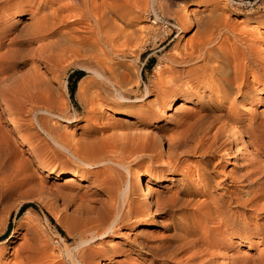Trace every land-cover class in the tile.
<instances>
[{
	"label": "rangeland",
	"instance_id": "1",
	"mask_svg": "<svg viewBox=\"0 0 264 264\" xmlns=\"http://www.w3.org/2000/svg\"><path fill=\"white\" fill-rule=\"evenodd\" d=\"M142 2H144V0H142ZM150 3V0H148L146 6L148 8H146L148 10L147 14L144 13L145 11L138 14V16H142L141 18L121 19L117 16H111L114 26L117 29L120 27L125 33H130L132 31L141 32L147 25L155 27L156 25L151 24L150 21L151 19H155ZM159 3L160 6L156 8V14L159 13L157 16L162 20L158 25H164L167 27V35L164 36L165 38L160 30V33L155 40L139 43L136 46L131 43L133 45L128 44V46L124 47L125 44L122 42L123 40H118L117 42H114V50L116 51V49L119 50L121 48L126 52L128 51L126 53L127 55L125 54L122 56L106 53L103 56L102 54H99L101 56L97 57V51L93 50V52L96 53H91L92 50L86 48L88 49L86 51V49L83 48V53L78 55V57L67 55V57L64 56L63 58L60 56L58 50L59 47H56L57 51L56 49L54 50V48H51L50 44L55 41L54 37H46L41 40L34 39L32 36L30 37L31 34L28 27H31L37 17L43 15L42 13L45 14L51 10V7L54 5L56 6L55 1L53 0H48L47 2H42L40 0H22L21 4L24 5L22 9L24 13H22V15L15 13L12 9L0 14L1 17L4 16V19L0 22V30L7 25L13 26L10 35L6 39L0 40V43L2 44L0 46V55L5 51V54L4 52L2 54L4 55V58H6H3L4 62L7 61L11 65L10 69L5 74H0V148H5V154L3 156L4 165L3 163L0 164V174L3 179V176L6 175L4 179L5 182L0 177L2 180H0V264H13V261H16L15 263H17L18 258L16 256L19 257L21 255L23 257L28 256L30 262H32L31 264H41L43 263L42 261H44L42 255L44 247H49L48 249H52L53 253H58L60 237L66 240L65 242L67 244L72 246L73 242L76 241V235L68 236L67 229H71L70 227H72L75 222L81 219L84 220L85 217H87L88 214L82 213L84 207H94L96 209L97 205L99 207V205L103 203L102 201H105L106 199L103 191L100 190V186L95 185L97 183L96 179L100 180V177L102 178L101 175L105 173L104 168H95L91 173H85L82 168H78L71 161L69 162V159L64 152L59 148L56 149L46 134L39 129V123L41 125L45 124L44 128L51 127V129H53L54 127L57 129L59 142L64 147H72L73 149L74 143L93 142L99 139L111 144L126 145V147H119V149L116 150L111 148V150L113 156L116 155L115 158L127 166L126 169L128 173H124V175L130 184L134 181L136 175L135 172L141 173L145 179H147L148 171L150 169L161 172L160 177L166 175L167 171H165L164 168L171 165L174 160L178 159L176 162V168L178 170H175V175L171 182L154 183L155 190L152 199L154 202H157V199L159 198L158 201H160V205L157 209L153 210L149 207L146 208L144 212L138 214V216L136 215V217H132V222H130L128 226L121 228L118 235H111L102 240H97L91 243L92 248L90 249L95 250L96 247L105 248L117 243L124 245L123 240L126 239V237L129 240L135 241L136 247L130 251H126L122 255L114 256L112 261L101 259L98 264L223 263L225 259L223 256L225 252L224 247L227 241L224 239L213 240L207 238L210 235L211 230L217 227L216 224L219 225L220 222H223V220L220 221V216L215 214L214 209L211 207V202L216 201L222 191L214 190L212 187L220 183L221 180L227 181L231 175L238 173L240 167H243L250 157L252 161H255L253 164L255 163L258 165L257 167L264 163V154L256 155L255 151L259 143H263L264 145V135L261 137H255L256 131L259 130V132H264V123H261L262 125L260 123H255L257 118L264 121V80L256 83L252 81L250 76L248 77V89L251 90H243L249 94L247 99H245L247 94L239 96L233 89L220 90L219 85L221 80L218 76H214L211 80L217 96H212L210 93L211 91L206 89V86L202 87L199 84L195 85L197 89L202 91L201 94L205 102L211 103V99L213 100L212 104L215 105L213 108L216 110L213 113L215 116L219 115L221 110L227 111L228 109L229 111L233 109L232 112L239 113L240 117L236 118L237 123L231 120L228 121L225 118H222L221 121H224L226 130L236 127L238 131L242 133L246 147L243 150L236 152L233 134L231 135L230 133L231 138L229 140L223 136V140L221 139L220 141L215 142L214 147L218 149L216 150L217 153H213L214 155L208 156L204 154L203 156L199 152H195L193 155L192 153H187V149H191L195 145L194 143L196 140L201 138L203 134L200 132V128L194 127V133L189 135L190 138H187L188 141H186L187 139L185 140L182 138L184 136L182 131L186 132L188 130L186 129L188 128V125L186 124L187 122L183 120L185 119V114L175 116L173 112L182 97H173L169 99L174 91L171 88V79L174 77V73L172 72L181 68L176 67L174 68L175 70L170 71L173 64L170 63L168 57L171 54L173 55L180 52L182 47H187L192 40H194V33L198 30L197 23L205 21L211 23L213 22L210 21L212 18L214 21L218 18H220L218 19L219 21H223V18L226 19L234 26V35L241 32L249 34L247 31H249L253 19L258 18L261 23H264V0H161ZM177 5L180 9L179 16L196 24H191L186 30L183 27L180 28V26L174 25L175 21L172 17H174L173 14H175L174 10H177ZM32 14L35 15V17ZM203 15L205 16V20H203ZM215 22H217V20ZM62 30L64 31L65 29L59 28L57 31L60 33ZM200 31H203V29L200 28ZM15 33H18L19 36L17 35V37H15ZM23 33L24 35H22ZM26 34H29V36ZM8 40L11 43H8ZM256 40L258 39L255 38L254 40V38H250L249 43H253ZM234 42L235 40L231 34L224 35V33H220L219 38L215 41L214 47L225 50L227 47L234 44ZM48 43L50 46H48ZM118 46L120 47L117 48ZM44 47L46 48L44 49ZM49 47L50 50L48 49ZM256 49L257 50L254 51V53H257H255V56L258 55L257 57H261L260 59L263 61L261 62V66L264 70V33L261 34V45ZM44 51L48 52L43 53ZM40 53L45 54V56L50 53L53 54L54 57L50 61H44L38 56ZM90 54L91 58H89ZM94 54L98 59L94 58ZM86 56L88 57L86 58ZM232 63L234 64V61L231 62V65ZM202 64L203 61L196 62L190 66L199 67ZM86 67L99 71L102 69L109 74L110 71H114L113 69L121 70V74L125 75L124 78L123 76H120L121 78L117 79L118 83L116 84V88L122 93L125 99H117L114 91L115 89L105 82L102 83L100 79L96 78L91 73H87ZM46 69L52 70L53 73L47 74ZM78 70L84 72V76L81 78L83 81L81 86L82 88H85L83 90H90L86 93V96L89 95L88 99L87 97L78 98L77 90L81 79L75 85L73 98H70L68 76L72 72ZM108 73H106V75ZM260 73H262V71H260ZM126 75L128 76L126 77ZM32 77H36L37 79L34 78V80ZM4 78H6V80ZM19 79L21 80L19 81ZM37 80L40 81V83L36 84ZM34 81L35 85L33 84ZM44 81H46V83ZM164 81L165 83L167 82V85ZM18 83L19 87L23 86L26 88L23 96L13 93L12 90H7V88L18 85ZM29 83L33 84H30V87L34 90L28 86ZM39 84H41L40 86L42 89L39 88ZM122 84L126 85L122 86ZM35 87L37 88L35 89ZM146 87L150 90L148 95H145ZM37 93L40 94L37 96ZM33 94L35 96H33ZM142 95L143 101L137 102L136 98ZM168 99L170 100V103L169 108L167 109L164 102ZM216 99L217 101H224L223 105L225 109L215 102ZM20 100L23 102L21 103ZM30 101H32V103H29ZM149 105L154 106L152 109H155L156 107L157 109L159 108V114L161 116H157L158 118H156V122L149 120V117L144 113ZM29 107H34L36 109L35 112L32 114L28 112ZM196 110L197 106L192 104L188 105L189 113H194ZM117 113H124L125 115H130V117L123 118V115H118ZM103 115L112 116L108 117V119H103L105 118ZM173 117L176 119L177 117H181V120L176 121ZM11 119L18 120V125H13ZM118 120L127 121V124L118 125ZM218 126L219 124L213 125L208 133L209 135H206L207 138L215 132ZM6 129L11 131V136H4V131ZM95 129L97 130L96 132L94 131ZM227 133L228 132L224 134ZM179 134H181L180 137L185 142L180 140L176 141L178 143L180 142L179 144H176L175 141L170 145L166 143L167 139L173 140L177 137L180 138ZM136 136H139V138L144 136L145 138V149L143 151L139 150L138 143L140 144V139ZM9 138H12L14 141ZM205 138L206 137H204V139ZM190 139H193L191 140V142L193 141L192 143L189 141ZM254 139H256V142ZM79 140L81 142H79ZM200 140L202 141V138L198 139L199 142H196L198 146L201 145L200 143H205ZM223 141H225V146L224 148H221V143ZM230 141L232 143H230ZM208 142H211V140ZM182 143H184V145ZM178 145L179 147L183 145L182 148L185 147L183 148L184 150L178 148ZM204 147V149H206V146ZM10 150L11 152L9 154ZM180 152L182 154H180ZM224 153H227L226 156H224ZM157 154L158 156H156ZM168 154L169 156H172L169 158ZM164 155L167 156L165 157ZM256 156H258L259 159ZM21 160L27 163L22 162ZM168 160H171V163ZM209 161L210 164L208 165L207 163ZM23 163H25V165ZM21 164L24 165V169ZM38 164L43 166L45 170L38 168ZM255 164L254 167H256ZM8 165L10 169L8 168ZM204 168L207 169L205 170ZM52 170L76 171L81 176L78 177L74 184L72 183L69 185V183L66 184L67 182L64 181L65 179L52 178L50 176V171ZM204 171L211 172L214 176L213 179L217 183H215L214 180H211L210 182L204 181L200 176ZM36 175H39L37 177L38 180H42V183L44 184H42L44 186L43 189H38L39 185L34 183L37 182ZM260 181L255 182L248 187L239 185L237 188H229L228 191L234 192L235 190L237 195L239 194L241 197H246L248 192L250 194L251 191H253L252 189L261 186L262 183ZM33 183L35 184L34 186H36V189L33 187ZM180 184L185 185L186 191H191L199 195H194L189 198L187 196H180L179 201L175 204L172 211L164 212L165 208L161 205L165 204L167 198L175 191L176 186H179ZM28 186H30L31 189H28ZM2 189H4V191ZM13 189H17L18 191H14ZM25 191L26 194L24 193ZM44 192H47V194ZM52 192L53 194L51 195L50 193ZM135 196L136 195H132L131 198L134 203H137L138 198ZM210 196H214V200L213 197L211 198ZM92 197L93 200H91ZM206 197H208L209 200L211 199L210 203H206ZM205 206H207V208H205ZM21 208H24V211L19 214ZM199 208H201L200 210L202 212L199 210L200 214L198 215L196 209L198 210ZM250 215L252 217V213ZM91 216L92 215L90 214L89 217ZM145 216H154L156 218V225L151 227L136 226L135 223L138 221L137 219H141ZM257 223L260 224V221H256V224ZM9 224L10 229L9 232L6 233ZM189 228H193L192 232H190ZM9 237H11L10 240H8ZM141 237L147 241L144 243V248L138 244L141 243ZM227 237L228 234L224 236V238ZM37 238L38 240H41L36 242ZM205 238H207V240ZM25 239H29L31 242H29V240L26 241ZM163 239H168V241L163 244L162 248L156 249L154 253L149 252L147 248L148 246L154 247L162 245L161 241ZM233 239L235 240V238ZM24 240L26 241V244L28 243L27 246ZM32 243L34 245H32ZM20 245L22 248L25 247L23 251L14 252V250H16L15 248L21 247ZM31 245L33 247H31ZM246 246L247 245H242V248L237 252L236 257H247L250 259L251 264L257 262L259 258H264V241L262 244L255 242L254 246L250 249L246 248ZM242 249L244 251H242ZM207 252L209 253L207 254ZM211 254L213 257L212 260ZM14 257L17 260H15Z\"/></svg>",
	"mask_w": 264,
	"mask_h": 264
},
{
	"label": "bare ground",
	"instance_id": "2",
	"mask_svg": "<svg viewBox=\"0 0 264 264\" xmlns=\"http://www.w3.org/2000/svg\"><path fill=\"white\" fill-rule=\"evenodd\" d=\"M21 1L22 0H0V14L3 12H6L7 10L12 9L15 11V13L22 15V13H24L22 10L24 5L21 4ZM40 1L47 2L48 0H40ZM53 1H55L56 6L54 5L55 7L54 6L51 7V10H49L45 14L42 13L43 15H41L40 17H37V19L35 18L36 21L34 22L35 19L33 20L34 24L31 25L32 28L31 27H28V28L30 29V34H31L30 37L32 36L34 39L41 40V39H44L46 37H54L55 41H53V43L50 44L51 48H54V50H55L56 47H59L58 50L60 52V56H62L63 58H64V56L67 57V55L73 56V57L74 56L78 57V55H81L83 53V51H82L83 48H85V49L88 48V49L92 50L91 53H96V52H93V50L97 51L98 52L97 57L101 56L99 54H102V56H103L106 53H112L114 55L117 54V56H120V55L122 56V55H125L128 51L126 52L124 49L122 50L121 48L119 50L116 49V51L114 50V48H115L114 42H117L118 40H123L122 42L125 44L124 47L128 46V44H130V45L134 44L136 46L139 43H145V42H148L150 40H155L157 35H159L160 30L163 33V37L167 35V30H166L167 27L164 25H162V26L158 25L159 23H161L162 20L160 17L157 16L159 13L156 14V10H157L156 8L160 6L159 2L161 0H150L151 9H152V12L154 13V16H155V19H151L150 21H151V24L156 25V26L153 27L151 25H147V26H145V28L142 31L140 30L141 32L132 31L130 33H125L120 27H119L120 29L119 28L117 29L112 22L113 20L111 19V16H117V17H120L121 19L122 18H134V19L141 18L142 16H138L139 13L141 14L142 11H145L144 13H146V14L148 13V10H147L148 8L146 7L148 4V0H144V2H142V0L141 1H139V0H53ZM174 7H176V6H174ZM173 9H175V8H173ZM176 9L177 10H174V12H175V14H173L174 17H172L175 21L174 25L180 26V28L183 27L186 30L188 27L191 26V24L192 25L196 24V23L187 21V19H184V18L179 16L180 9H179L178 5H177ZM33 16L35 17V15H33ZM3 17L0 16V22L4 19ZM204 17L205 16L203 15V20H205ZM218 19H220V18H218ZM218 19H216L217 22H215L216 20L214 21L213 18H212V20L209 19L210 21H213L211 23H209L208 21H205V22H199L198 21L199 22V23H197L198 30L196 31V33H194V40H192V42L187 47L186 46L182 47L180 49V52L173 54V55L171 54L168 57V60L170 61V63L173 64L170 71L175 70L174 68H176V67L181 68L179 70L176 69L175 71L172 72V73H174L173 74L174 77L171 79V88L174 91H173L172 95L169 97V99H171L173 97L174 98L175 97H177V98L182 97L181 101H179L177 103L178 105L173 110L175 116H178L180 114H185V119H183V120H185L187 122L186 124L188 125V128H186L187 125L185 128L188 130L186 132L182 131L184 133V136L182 138L186 140L189 137V135H192V133H194L193 132L194 127H198V128H200V132H202V134H203L201 137L202 141L201 140L200 141L205 142L203 144L200 143L201 145L198 146L196 144V142L198 141V139H201V138H198L197 140L195 138H193L196 140V142L194 143L195 145L191 149L186 148L188 150L187 153L193 154L195 152H199L203 156H204V154L208 155V156H210V155L212 156V155H214L213 153H217L216 150L218 148L216 149L214 147L215 142L220 141L223 136H224V138L229 140L231 138V135L233 134V139H234L235 146H236V152L243 150L246 147V143H245V139H244L242 133L239 132L236 127L229 128L228 130H226L224 121L223 120L221 121L222 118H225L228 121L231 120V121L237 123L236 118L240 117L239 113L237 114L235 112H232L233 109L232 110L230 109L231 111H229V109H228L227 111L221 110L220 114L215 116V114H213L216 111L215 108H213L215 106L214 104H212L213 100L211 99V103L205 102L203 99V96L201 94L202 91L197 89L195 87V85L199 84L202 87L206 86L207 87L206 89L211 91L210 93L212 96L213 95L217 96L216 91L214 89V85L212 84L211 80H212V78H214V76H218V77H220V80H221V83L219 85L220 90H232L233 89V90H235L236 94H238L239 96H242L243 94L244 95L247 94V92H245L243 90H251V89H248L249 83H247L249 76L251 77L252 81H254L256 83H259L261 80H264V70L262 69V66H261L262 65L261 62H263V61H261L262 59H260L261 58L260 56L259 57H257L258 55L255 56L257 54L256 52H255L256 54L254 53V51L257 50L256 48H258L261 45V34L264 33V29H263L264 23H261L258 18L253 19L249 31H247L249 34H247L246 32H241V33H237V35L236 34L234 35V30H235L234 26L231 25V23H229L224 18H223V21H221V20L219 21ZM59 28H64L65 30L64 31L62 30L59 33V31H57ZM200 28H202L203 31H200ZM204 28H205V30H204ZM12 29H13V26H8V25L4 26L0 30V40L6 39L10 35ZM20 32H21V30H20ZM26 32H27V30H26ZM18 33H19V31H18ZM18 33L17 34L15 33L16 34L15 37H17V35L19 36ZM220 33H224V35L231 34L235 40L234 44L227 47V49H225V50H221L217 47H214L215 41L219 38ZM22 35H24V33ZM27 36H29V34ZM15 37H14V40H15ZM250 38H252V39L254 38V40L256 38L258 40L254 41L253 43L252 42L249 43ZM23 39H24V37H23ZM8 43H11V42L8 40ZM131 43H133V44H131ZM1 45L2 44L0 43V46ZM50 45L48 43V46H50ZM46 46H47V44H46ZM119 47L120 46H118L117 48H119ZM121 47H122V45H121ZM45 48L46 47H44V49ZM48 49L50 50V47ZM88 49H86V51ZM15 51H14V53H15ZM56 51H57V49H56ZM3 52L5 54V51H3ZM3 52L0 55V74H2V75L5 74L11 67L9 62H7V61L4 62V59H6V58H4V55H2ZM46 52H48V51H46ZM46 52L44 51L43 53H46ZM51 53H52V51H51ZM86 55H88V54H86ZM38 56L44 61H50L54 57V55L50 54V53L47 54L46 56H45V54L40 53V55H38ZM87 57L88 56H86V58ZM89 58H91V54H90ZM94 58H96V55L94 56ZM96 59H98V58H96ZM202 61H203V64L200 65L199 67L190 66L196 62H202ZM233 61H234V64L232 63V65H231V62H233ZM46 70H47L46 71L47 74L53 73V71L50 69H46ZM100 70L101 71L86 67L87 73H91L93 76L100 79V81H102V83L105 82L115 89L114 91H115L117 99H119V100L125 99V97L122 95V93L119 90H117V88H116V84L118 83L117 79L121 78L120 76H123V78H124L125 74L122 75L120 72L121 70H119V69H117V70L113 69L114 71H110V74L108 72H105L102 69H100ZM260 71H262V73H260ZM167 72H169V71H167ZM106 73H108L107 74L108 76L106 75ZM127 76L128 75H126V77ZM34 78H36V77H34ZM4 79L6 80V78H4ZM40 79H42V78H40ZM20 80L21 79H19V81ZM119 80H121V79H119ZM41 82H42V80H41ZM44 82L46 83V81H44ZM44 82H43V84H44ZM82 82L83 81L81 79L79 81V86H78V90H77L78 98L87 97V99H88L89 95L86 96V93H88L90 90H83L85 88H82V86H81ZM37 83H40V81L37 80L36 84ZM164 83H165V81H164ZM30 84H32V83H29V85H28L29 87H30ZM33 84L35 85V81ZM40 85L41 84H39L38 86H39V88L42 89V87ZM124 85H126V84H122V86H124ZM37 87H35V89ZM84 87H85V85H84ZM7 90L8 91L12 90L13 93L18 94L20 96H23L24 91H26V88H24L23 86L19 87V83H18V85H14L12 87H9V88H7ZM32 90H34V89H32ZM37 91H38V89H37ZM39 91H40V89H39ZM149 93H150V90L146 87L145 95H148ZM38 94H40V93H37V96H38ZM161 95H162V93H161ZM33 96H35V95L33 94ZM248 97H249V94L246 95L245 99H247ZM24 98H26V97H24ZM33 98H37V97H33ZM169 99L166 101L167 103L164 102L166 104L167 109L169 108V103H170ZM136 101L142 102L143 101V95L136 98ZM22 102L23 101H21V103ZM215 102L218 103V105L220 107L224 108V105H223L224 101L223 102L221 100L217 101V99H216ZM29 103H32V101H30ZM189 104L197 106L196 112H194V113L191 111H190L191 113L188 112V105ZM150 105L148 106L146 111H144V113L147 115V117H149V120H152V122H156V120H157L156 118H158L157 116H161L159 114V112H160L159 108L157 109V107L155 106L156 108L152 109V107H154V106H150ZM35 110L36 109L34 107L28 108V112H30L31 114L34 113ZM117 114L123 115L124 116L123 118H129L130 117V115H125L124 113H117ZM103 116H105V118H103V119H108V117H111L112 115H103ZM173 118H175V117H173ZM175 120L176 121L181 120V117H177V119L175 118ZM36 121L38 122L37 119H36ZM118 121H119L118 125H122V124L126 125L127 124L126 123L127 121H120V120H118ZM11 123H13V125H16V124L18 125V120L11 119ZM255 123L261 124V123H264V121L262 119L257 118L255 120ZM141 124H145V123H141ZM216 124H219V126L216 128L215 132L212 133L207 138V136L209 135L208 133L212 129L213 125H216ZM44 125L45 124L41 125L39 123V129L43 133L46 134V136L49 138L51 143H53V145L56 147V149L59 148L60 150H62L64 152V154L69 159V162L71 161L78 168H82V170L85 173H88V172L91 173L92 170L95 168H100V167L104 168L105 173L103 175H101L102 178L100 177V180L96 179L97 183L95 185L100 186V190L103 191L106 199H105V201H102L103 203H101L99 205V207L97 205L96 209L94 207H84L82 209V213L88 214L87 217H85L84 220H82V219L78 220L77 219L78 221L75 222V224L72 227H70L71 229H67V235L68 236L76 235V241L73 242V245L71 246V245L67 244L65 242L66 240H64L62 237H60V243H59L60 246L57 244L59 246L58 247V253L57 254L53 253L52 249H48L49 247L48 248L44 247V249H46V250H44V249H43L44 251L42 250V255H43L44 261H42L43 263H41V264H98L101 259L112 261L114 256L122 255L126 251L132 250L134 247H136V243L133 240L127 239V237H126V239L123 240L124 245L117 243L115 245L105 247V248H101V247L97 248L95 246L96 247L95 250H92L90 248H92L91 243H93L97 240H102V239H104L108 236H111V235H114V236L118 235L119 230L121 228L128 226L130 224V222H132V217H136V215L138 216V214H141L142 212H144V210L146 208L149 207L153 210L157 209V207L160 205L159 204L160 201H158L159 200L158 197H157L158 198L157 202L156 201L154 202L152 199L153 198L152 196H153L154 190H155L154 183L155 182H160V183L171 182L173 176L175 175L174 174L175 170H178L176 168L177 167L176 162L178 159L174 160L173 163L171 165H168L166 168L163 167L164 170L167 171L166 175H163L160 177L161 172H159L158 170L150 169L148 171V177H147V179H145L141 173L135 172L136 175L134 177V181H133V183L130 184V183H128V181L126 180L127 178L124 175V173H126V174L128 173V171L126 169L127 166H125L124 163H122L120 160L115 158L116 155L113 156V152L111 150V148L116 150V149H119V147L120 148L121 147L123 148L124 146L126 147V145H123V144L119 145V144H113V143L111 144V143H108L107 141H104V140L98 138L99 140L93 141V142L74 143L73 144L74 148L72 149V147L71 148L66 147V146L64 147L59 142L57 129H55L54 127H53V129H51V127L50 128H46V127L44 128ZM182 127H183V125H182ZM258 127H259V125H258ZM248 128H250V127H248ZM94 131L96 132L97 130L95 129ZM94 131H92V132H94ZM225 131L228 132L229 134L228 133L224 134V133H226ZM254 131H256V130H254ZM262 132H259V130L256 131L255 132L256 135L254 133L255 137L263 136L264 132L263 133ZM88 133H90V132H88ZM230 133H231V135H230ZM11 134H12L11 131H8L7 129L4 131V136L5 135L11 136ZM140 135H142V134H140ZM180 136H181V134H179V137ZM204 137H206V138L204 139ZM137 138H139V136ZM182 138L177 137V138H174L175 140L174 139L173 140H170V139L166 140L165 139V140H166V143L168 145H170L172 142L174 143V141L177 144L178 142H176V141H180V140H182ZM263 138H264V136H263ZM9 139H12V138H9ZM139 139H140V144L138 143V147H139V150L143 151L145 149L144 148L145 138L143 136V137H140ZM193 139H190L189 141L191 142V140H193ZM7 140H8V138H7ZM90 140H92V139H90ZM209 140H211V142H208ZM255 140L256 139H254V141ZM258 140L260 141L259 138H258ZM137 141H139V140H137ZM186 141H188V139ZM79 142H81V141L79 140ZM182 142H185V141L182 140ZM224 142L225 141H223L221 143V145H222L221 148L222 147L224 148V146H225ZM230 143H232V142L230 141ZM9 144H10V142H9ZM182 144L184 145V143H182ZM171 146H173V145H171ZM182 146L179 147V145H178L177 147L182 148ZM204 146H206V149H204L205 148ZM183 148H185V147H183ZM12 149H15V148H12ZM203 149H204V151H203ZM255 151H256V155L257 154L258 155L264 154L263 143H259L258 147ZM10 152H11V150L9 151V154H10ZM147 152L150 153L149 151H147ZM224 152H226V151H224ZM174 153H176V152H174ZM4 154H5V148L4 149L0 148V164L3 163ZM140 154H141V152H140ZM142 154H144V153H142ZM170 154H171V152H170ZM177 154H179V153H177ZM180 154H182V153L180 152ZM226 154L227 153H224V156H226ZM156 156H158V154ZM168 156H169V154H168ZM170 156H172V155H170ZM170 156H169V158H170ZM177 156H179V155H177ZM177 156H176V158H177ZM246 157H248V156H246ZM256 157L258 158V156H256ZM256 157H254V158H256ZM247 159H249V158H247ZM250 159H251V157H250ZM249 160H247L248 162L245 161L247 163L245 165H243V167H240V169H239L240 171L238 173L231 175L232 177L230 176L227 181L221 180L220 183H218L217 185H214V187H212L214 190H221L222 191L220 196L218 197V199L216 201L211 202V207L214 209L215 214L220 216V218L218 217L220 219V221L223 220V222L222 223L220 222L219 225L215 223L217 225V227L213 228L211 230V233L207 238L208 239L211 238L213 240H216V239L223 240L224 239L227 241L225 244V247H224L225 252L223 255L225 257V259H224L222 264H251L250 259L247 257H243V258L242 257L240 258L239 256H238L239 258L236 257L237 252H239L240 248H242V245H247L246 248L250 249L254 246L255 242L262 244L264 241V163L261 162L263 164H261V165L259 164L260 165L259 167H257L258 165H256L254 163L257 167L256 168V167H254V164H253V162H255V161H252V159L250 161ZM155 161H156V159H155ZM256 161H258V160H256ZM22 162H25V161H22ZM25 163H27V162H25ZM25 163H23V164L25 165ZM258 163H260V162H258ZM23 164H21V165L23 166L22 168L24 169L25 167ZM39 164H38V168L45 170V168ZM207 164L209 165L210 161ZM3 165H4V163H3ZM18 166H20V165H18ZM8 168H9V165H8ZM215 170H217V169H215ZM18 171H20V170H18ZM8 172H7V174H8ZM50 172H51L50 176L52 178H54V179H65L64 181L67 182L66 184L69 183V185L72 183L74 184L76 182V180L78 179V177L81 176L76 171L71 172V171H63V170H52ZM16 173H15V175H16ZM3 174H4V172H3ZM5 176H3L4 179H5ZM38 176L39 175H36V181L37 182H34V183L39 185L40 188L38 187V189H41V188L43 189L44 184L42 183V180H38V178H37ZM200 176L206 182H210L211 180H214L213 179L214 176L209 171H207V172L204 171V173ZM0 177H1V174H0ZM4 179H3V181L5 182ZM9 179H10V176H9ZM260 180H262V181H260ZM1 181H0V183H1ZM259 181L262 183L261 186L258 188L252 189L253 191H251L250 194L248 192L247 196L244 194L246 197H241L239 194H238L239 195L238 196L235 193L234 189H233L234 192L228 191L229 188H237L239 185L248 187V186L252 185L253 183L259 182ZM6 182H7V180H6ZM214 182H215V180H214ZM34 183H33V187H35V189H36V186H34L35 185ZM215 183H217V182H215ZM30 184H32V183H30ZM29 188L31 189L30 186H28V189ZM2 190L4 191V189H2ZM15 190H17V189H15ZM24 190H26V189H24ZM5 192H6V190H5ZM41 192H42V190H41ZM24 193L26 194V191ZM58 193H59V191H58ZM45 194H47V192ZM50 194L52 195L53 192ZM132 195L137 196V198H138L137 203L133 202V200L131 198ZM194 195H199V194L191 192V191H186L185 185L180 184L179 186H176L175 191L172 194H170V196L167 198V200L165 199L166 201L163 200V201H165V204L161 205V206L165 208L164 212H170L175 207V204L179 201L180 196H187L189 198V197H193ZM93 197L91 200H93ZM98 197H100V196H98ZM210 197L211 198L213 197V200H214V196H210ZM103 199H104V197H103ZM205 199L207 200L206 203H210L211 199L209 200L208 197H206ZM79 201H80V199H79ZM162 203H164V202H162ZM207 206H208V204H207ZM207 206H205V208H207ZM80 207H83V206H80ZM200 209L201 208H199L198 210L196 209V211H198L197 212L198 215L200 214V211H201ZM158 210H159V208H158ZM251 213H252V217L250 215ZM90 214L92 215L91 217H89ZM76 215H77V213H76ZM78 215H79V212H78ZM80 216H82V215H80ZM73 217H75V216H73ZM137 220L138 221H136L135 224H136V226H139V227H151V226L156 225V218L154 216H150V217L145 216V217H142L141 219H137ZM256 221H260V224L259 223L256 224ZM192 229L193 228H189L190 232H192ZM225 233L228 234L227 238H224V236L226 235ZM44 236H46V235H44ZM206 236H207V234H206ZM10 238L11 237H9L8 240H10ZM41 238H44V237H41ZM207 238H205V239L207 240ZM233 238H235V240ZM35 239H36V237H35ZM25 240L27 241L29 239H25ZM25 240H24V242L26 244ZM40 240H38V238H37L36 242H38ZM140 241H141V243H138V244L144 248V246H145L144 243L147 242L146 239L141 237ZM167 241H168V239H163L161 241L162 245H158V246H154V247L148 246L147 248H148L149 252L154 253L156 251V249L162 248L163 244L167 243ZM29 242H31V241L29 240ZM36 242H35V244H36ZM25 244H22V245H25ZM27 244H26V246H27ZM32 245H34V244L32 243ZM32 245H31V247H33ZM24 248H22V246L20 248H15L16 250H14V252L15 251L21 252V251H23ZM209 249H211V248H209ZM38 250H36V251H38ZM26 251H28V250H26ZM242 251H244V250L242 249ZM26 253H28V252H26ZM208 253L209 252H207V254ZM213 254H216V253H213ZM16 257L18 258V262L15 263L16 261H13L15 264H31L32 263V262H30V259L28 258V256L23 257L21 255L19 257L18 256H16ZM212 259H213V257L211 254V260ZM15 260H17V259L15 258ZM254 262H255V260H254ZM254 264H264V258H259L257 260V262H255Z\"/></svg>",
	"mask_w": 264,
	"mask_h": 264
},
{
	"label": "trees",
	"instance_id": "3",
	"mask_svg": "<svg viewBox=\"0 0 264 264\" xmlns=\"http://www.w3.org/2000/svg\"><path fill=\"white\" fill-rule=\"evenodd\" d=\"M83 76H84V72L83 71H79V70L72 72L68 76L70 98H73L74 91H75V85ZM23 211H24V208H21L19 210V214H21ZM9 229H10V224L8 225V227L6 229V233L9 232Z\"/></svg>",
	"mask_w": 264,
	"mask_h": 264
}]
</instances>
